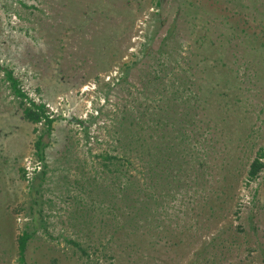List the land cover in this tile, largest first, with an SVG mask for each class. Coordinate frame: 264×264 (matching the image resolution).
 Instances as JSON below:
<instances>
[{
  "label": "rangeland",
  "instance_id": "rangeland-1",
  "mask_svg": "<svg viewBox=\"0 0 264 264\" xmlns=\"http://www.w3.org/2000/svg\"><path fill=\"white\" fill-rule=\"evenodd\" d=\"M200 57L207 61L199 68L218 58L224 71L206 94L226 149L223 169L209 176L219 190L206 200L201 189L177 194L165 210L174 214L172 236L139 264H264V168L250 181L245 171L259 152L264 162V0H0V264H21L17 236L34 227L30 207L41 212L23 264H126L122 254L92 248L87 261L67 242L81 238L73 227L80 220L69 218L80 171L63 154L111 151L114 103L137 94L147 73L183 58L194 63L181 64L180 76H198ZM7 69L43 102H59L43 161L34 146L46 126L23 117ZM76 118L87 121L89 139ZM26 158L46 165L37 206L22 177ZM218 176L225 180L216 183ZM103 224L110 227L95 222Z\"/></svg>",
  "mask_w": 264,
  "mask_h": 264
},
{
  "label": "trees",
  "instance_id": "trees-1",
  "mask_svg": "<svg viewBox=\"0 0 264 264\" xmlns=\"http://www.w3.org/2000/svg\"><path fill=\"white\" fill-rule=\"evenodd\" d=\"M216 59H211L202 68L198 63L207 59L200 57L195 60L194 68H198L199 73L196 77L180 76L186 71L181 64L185 63L188 69L193 68L194 62L188 63L184 58L176 68L166 65L153 72L154 75L147 73L137 94L121 98L113 105L107 118L113 134L111 151L84 152L74 156L64 152V158L79 162L80 171V177L72 181L79 192L71 201L74 210L69 218L80 220L77 222L80 224L73 227L81 238L67 242L87 261L91 258L88 250L92 248L97 255L113 258L122 254L126 264H139L150 256L148 248L155 252L161 240H169V235L172 236L173 233L168 231L173 227L174 214L172 210L170 214L165 210L170 209L177 194L201 189L204 191L201 197L206 200L212 191L219 190V185H213L214 189L208 182L211 183L209 176L213 169H223L227 161L226 149L220 145L222 120L219 117L214 121L208 114V109L213 108L206 96L221 84L218 77L224 71ZM165 69L171 71L170 75L162 73ZM209 70L211 81L205 84V73L207 75ZM5 77L16 96L21 98L23 117L32 123L45 119V132L37 138L34 146L37 157L43 161L53 119L45 113L42 103L24 105V94L11 70H5ZM203 79L204 84L201 82ZM220 105L218 102V110ZM71 120L82 127L89 139L87 121ZM262 156L259 152L257 156L248 158L245 171L249 181L256 179L264 168ZM46 172L43 164L42 169L28 180L36 206ZM22 177L26 179L23 168ZM222 180H225L224 176H218L216 183ZM225 188L221 185L220 191H225ZM29 209L34 227L30 230L26 224L17 236L18 261L21 264L24 263L27 241L37 231L35 220L41 212H32L33 207ZM95 210L99 215L94 213ZM95 222H109L110 227L105 224L97 226Z\"/></svg>",
  "mask_w": 264,
  "mask_h": 264
},
{
  "label": "built area",
  "instance_id": "built-area-1",
  "mask_svg": "<svg viewBox=\"0 0 264 264\" xmlns=\"http://www.w3.org/2000/svg\"><path fill=\"white\" fill-rule=\"evenodd\" d=\"M19 87L21 92L24 94V96L22 97V102L24 103L25 106L30 105L31 102H35L38 104L42 103L45 105V113L48 115L49 118L52 119L58 113L57 104L59 105V102L56 103V105L49 104L48 102H43L40 99L39 94L35 93L33 89L28 88L26 85H21ZM44 120L45 119H42L38 123L43 124ZM25 160L26 163L23 169L25 171L26 180H29L35 172L42 169L43 165L40 160L33 161V160H29L28 158H26Z\"/></svg>",
  "mask_w": 264,
  "mask_h": 264
}]
</instances>
